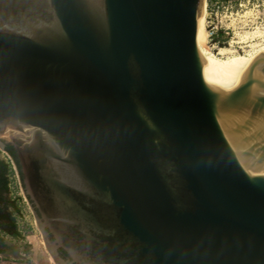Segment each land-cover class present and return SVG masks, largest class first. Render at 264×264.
Wrapping results in <instances>:
<instances>
[{
	"label": "water",
	"instance_id": "1",
	"mask_svg": "<svg viewBox=\"0 0 264 264\" xmlns=\"http://www.w3.org/2000/svg\"><path fill=\"white\" fill-rule=\"evenodd\" d=\"M203 8L0 0V149L54 264H264V60L211 73Z\"/></svg>",
	"mask_w": 264,
	"mask_h": 264
},
{
	"label": "rangeland",
	"instance_id": "2",
	"mask_svg": "<svg viewBox=\"0 0 264 264\" xmlns=\"http://www.w3.org/2000/svg\"><path fill=\"white\" fill-rule=\"evenodd\" d=\"M205 28L207 32L205 47L211 53L217 55L220 48L211 41L210 34L217 30H223L228 36L225 46L235 54L244 55L251 49V44L264 45L262 38L252 40L249 36H245L246 33H252L257 28L264 31V0H228L226 3L214 0L211 4L205 0ZM0 157H6L5 151L2 149H0ZM12 195L21 197L22 217H17L20 235L16 238L6 236L4 240L16 246L18 254L25 259L1 255L0 264H54L44 248L16 171Z\"/></svg>",
	"mask_w": 264,
	"mask_h": 264
},
{
	"label": "trees",
	"instance_id": "3",
	"mask_svg": "<svg viewBox=\"0 0 264 264\" xmlns=\"http://www.w3.org/2000/svg\"><path fill=\"white\" fill-rule=\"evenodd\" d=\"M213 1L208 0V3L211 4ZM221 1L226 3L228 0ZM210 38L219 48L226 47L228 36L225 35L223 30L212 32ZM4 151L6 157H0V256L7 249L4 237H19L17 217L21 215V197L12 195L15 171H17L21 180L20 167L16 153L9 144H5ZM62 253L65 255L63 251Z\"/></svg>",
	"mask_w": 264,
	"mask_h": 264
},
{
	"label": "bare ground",
	"instance_id": "4",
	"mask_svg": "<svg viewBox=\"0 0 264 264\" xmlns=\"http://www.w3.org/2000/svg\"><path fill=\"white\" fill-rule=\"evenodd\" d=\"M206 28H205V8L201 12V15L198 19L197 26V45L199 47L201 58L204 61L208 70L217 75L225 74L235 68L245 66L252 61L264 60V45L260 44H251L250 50L244 55L235 54L234 51L225 47L220 48L217 55L211 53L206 47ZM246 37L249 36L252 40L254 38H262L264 42V31L256 29L252 33H246ZM52 261V259H51Z\"/></svg>",
	"mask_w": 264,
	"mask_h": 264
},
{
	"label": "flooded vegetation",
	"instance_id": "5",
	"mask_svg": "<svg viewBox=\"0 0 264 264\" xmlns=\"http://www.w3.org/2000/svg\"><path fill=\"white\" fill-rule=\"evenodd\" d=\"M59 252H60V254H61L62 256H65V255H63L62 250H59Z\"/></svg>",
	"mask_w": 264,
	"mask_h": 264
},
{
	"label": "built area",
	"instance_id": "6",
	"mask_svg": "<svg viewBox=\"0 0 264 264\" xmlns=\"http://www.w3.org/2000/svg\"><path fill=\"white\" fill-rule=\"evenodd\" d=\"M210 36H211V34H210Z\"/></svg>",
	"mask_w": 264,
	"mask_h": 264
}]
</instances>
